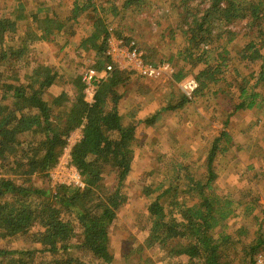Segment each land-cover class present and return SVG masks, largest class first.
<instances>
[{
  "label": "trees",
  "instance_id": "trees-1",
  "mask_svg": "<svg viewBox=\"0 0 264 264\" xmlns=\"http://www.w3.org/2000/svg\"><path fill=\"white\" fill-rule=\"evenodd\" d=\"M194 1L174 0L184 18L181 30L187 41L184 59L194 66L206 60L210 47L223 38L219 25L229 31L227 39L231 41L236 32L230 30V24L246 21L245 28H258L264 21V0H199L198 6ZM34 2L36 11L24 23H19L0 5V234L13 229L28 242L40 246L10 250L0 245V264H87L78 254L81 250L98 264H113L108 234L113 214L122 206V184L132 171L134 143L139 140L135 120L125 121L121 107L124 94L118 85H127L137 76L115 65L106 77L96 81L91 100L85 92V72L81 69L88 63L87 68L103 72L113 62L109 53L111 27L141 45L149 63L173 62L175 55L149 42L144 33L135 38L136 29L126 23L133 12L141 13L151 0H123L120 7L113 2V17L103 14L104 7L101 5L100 9L94 0H76L70 16L52 8L51 0ZM84 13L91 21V29L79 44L85 55L82 62L69 58L76 61L71 80L75 99L68 106H56L46 100V93L53 85L64 84L65 76L57 67L41 61L36 47L46 39L55 41L59 36L73 34L69 30L71 16ZM20 29L22 33L18 35ZM260 47L256 41L247 43L245 49L251 53L245 52L243 59L252 61V52L260 51ZM223 64L212 66V71ZM212 71L208 78L206 74L200 75L201 82L196 78L195 94L210 80L225 82L224 72L215 78ZM261 73L264 75V71ZM188 75L186 64L180 66L174 72V84ZM259 95L258 91L244 90L238 108L253 107ZM189 100L183 96L181 105ZM80 127L83 137L73 146L71 155L86 185L54 186L50 172L63 156L68 137ZM233 144L234 136L221 131L209 151L205 175L190 172L176 156L170 158L169 177L159 182V193L150 197L147 206L153 237L135 252L144 256L149 248L157 249L178 258L176 264H256L255 257L264 247V234L245 244L237 243L229 233L216 234V228L236 211L235 202L213 185L218 156ZM109 174L118 175L114 186L105 183ZM258 181L261 183L262 178ZM37 222L40 230L32 228ZM230 256L235 258L228 259ZM38 258L41 260L37 262Z\"/></svg>",
  "mask_w": 264,
  "mask_h": 264
},
{
  "label": "rangeland",
  "instance_id": "rangeland-1",
  "mask_svg": "<svg viewBox=\"0 0 264 264\" xmlns=\"http://www.w3.org/2000/svg\"><path fill=\"white\" fill-rule=\"evenodd\" d=\"M75 1L51 0L49 3L60 14L70 16ZM94 2L100 9L101 5L104 7L103 14L113 17V2L120 7L123 0ZM198 2L196 0L194 4L197 5ZM0 5L3 11L19 23L29 21L36 11L34 0H0ZM71 18L69 30H73V34L59 36L55 41L46 39L36 47L39 59L57 67L65 76L64 84L60 82L53 85L45 97L49 103L60 107L74 102L75 89L71 80L75 76L72 66L76 61L69 58L83 61L85 53L79 50V44L91 29V21L86 13L79 17L72 15ZM183 19L174 0H151L141 13L133 12L126 23L136 29L135 38L141 33L147 35L149 42L158 45L162 51L175 55V60L167 61L168 63L178 69L186 64L188 76L196 77L199 81L200 75L206 74L209 77L212 66L224 63L217 71L212 72L216 74L213 75L215 78L224 72L226 83L219 81L222 79L208 81V85L198 95L195 94V100L190 99L184 105H181L180 100L186 94L180 89V82L175 85L171 76L150 79L134 72L137 76L135 81L118 85L119 91L125 92L121 100L125 121L135 120L139 140L134 143L132 171L122 184V206L113 214L108 234L113 264H150V261L154 264H176L179 261L157 249L149 248L144 256L135 252V249L147 245L153 237L147 208L150 197L159 193V182L169 177L167 162L171 157L176 156L195 175L207 174L209 151L223 130L234 136V144L227 147L225 145L226 152L218 156L213 172V185L235 202L236 211L224 225L216 228V234L229 233L239 244L253 243L259 234H264V75L261 73L264 71V21L258 28H245L246 21L230 24V30L236 32L231 41L227 39L229 31L219 25L218 30L222 29L223 38L214 47H210L204 57L206 60L194 66L193 62L189 64L184 59L187 41L181 32ZM21 33L22 29L18 35ZM119 34L126 37L124 33ZM240 41L241 45L237 46ZM252 41L261 46L260 51L252 52V61L243 59L245 52L251 53L245 48ZM32 57L33 55L30 56ZM117 63L119 64L118 61ZM85 64L82 72L89 69L88 63ZM260 73L262 80L259 79ZM215 86L217 87L214 88ZM244 90L250 93L258 91L261 94L257 102L261 104L262 111L256 106L250 110L238 108L240 93ZM86 95L90 98L88 93ZM58 166L59 163L50 172L52 184L74 183L72 172L69 169L61 172ZM260 178L262 184L258 181ZM105 183L114 186L118 183V175H107ZM32 228L40 230L41 227L37 222ZM0 245L10 250L40 246L28 242L20 232L13 229L0 234ZM78 254L88 261L87 264H98L85 250ZM234 258L230 256L228 259ZM39 260L41 258L37 262Z\"/></svg>",
  "mask_w": 264,
  "mask_h": 264
},
{
  "label": "built area",
  "instance_id": "built-area-1",
  "mask_svg": "<svg viewBox=\"0 0 264 264\" xmlns=\"http://www.w3.org/2000/svg\"><path fill=\"white\" fill-rule=\"evenodd\" d=\"M111 37L109 39L110 49L109 53L113 58V62L108 64L107 69L103 72H99L96 69L90 68L85 71L83 79L86 85V92L92 100L95 93V84L98 79H102L115 69V65L118 68L130 70L136 72L140 76L148 78H167L175 72V65L168 62H163L159 65L149 63L144 58L143 49L136 44L135 41L127 40L121 34L114 32V28L111 27ZM119 62V64L117 63ZM181 88L187 97L195 100V90L198 87L196 77L187 76L181 81ZM83 137L82 127L77 128L68 137V145L66 150L59 161L58 169L61 172H65L68 169L72 172L74 177L73 185L84 187L86 185L81 171L72 163V148ZM66 183V182H59ZM68 184V183H67ZM256 264H264V247L255 257Z\"/></svg>",
  "mask_w": 264,
  "mask_h": 264
},
{
  "label": "crops",
  "instance_id": "crops-1",
  "mask_svg": "<svg viewBox=\"0 0 264 264\" xmlns=\"http://www.w3.org/2000/svg\"><path fill=\"white\" fill-rule=\"evenodd\" d=\"M175 70H177V68H175ZM173 76H174V73L171 75V77H172V79H173ZM181 83V82H180ZM180 83H179V87H180V89L182 90V88H181V85H180ZM217 86H215L214 88H216ZM214 88H212V89H214ZM183 91V90H182ZM122 93V92H121ZM125 93V92H124ZM123 93V94H124ZM211 94V96L213 97V95H212V92L210 93ZM241 102H242V99L240 100V104H239V106L241 105ZM253 106H256L257 107V109L259 110V108H260V106H259V103L258 102H256ZM121 107H122V104H121ZM247 110H250V108L251 107H246V106H244ZM244 107H240V108H244ZM198 108V107H197ZM233 136V135H232Z\"/></svg>",
  "mask_w": 264,
  "mask_h": 264
}]
</instances>
